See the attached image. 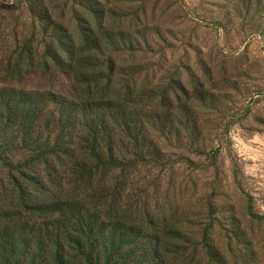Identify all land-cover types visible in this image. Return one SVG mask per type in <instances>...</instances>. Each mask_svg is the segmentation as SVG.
I'll list each match as a JSON object with an SVG mask.
<instances>
[{
  "label": "trees",
  "instance_id": "16d2710c",
  "mask_svg": "<svg viewBox=\"0 0 264 264\" xmlns=\"http://www.w3.org/2000/svg\"><path fill=\"white\" fill-rule=\"evenodd\" d=\"M20 8L27 19L0 2L12 25L0 33L7 48L0 57V141L7 142L0 145V264H262L264 216L252 197L242 204L248 212L223 229L219 219L202 229L192 221L202 205L151 201L133 177L164 159L157 135L169 141L191 125L181 112L189 100L183 82L165 86L141 75L155 56L148 25L116 18L118 7L107 0H26ZM32 76H67L69 90L3 84ZM45 100L57 106V136L34 140L26 158L7 161L6 146L19 136L33 140Z\"/></svg>",
  "mask_w": 264,
  "mask_h": 264
},
{
  "label": "rangeland",
  "instance_id": "374dc122",
  "mask_svg": "<svg viewBox=\"0 0 264 264\" xmlns=\"http://www.w3.org/2000/svg\"><path fill=\"white\" fill-rule=\"evenodd\" d=\"M63 1L48 3L55 6ZM107 1L118 7L116 18L139 19L148 25L155 56L145 63L142 77L150 73L155 83L172 87L182 81L188 89L189 100L181 112L191 123L189 129L180 126L169 141L157 135L164 159L133 177L148 188L151 201L187 203L193 211L202 205V211H195L198 218L192 219L202 229L216 219L221 221H215L217 230L223 229L233 215L247 213V204H242L249 197L256 212L264 216V0ZM0 2L15 6L27 19L20 8L26 0ZM9 23L10 16L0 13V33H11ZM5 49L0 44V57ZM2 77L0 69V83ZM68 81L67 76L55 81L32 76L3 84L17 90L65 93ZM42 105L45 110L35 120L33 140L23 143L19 136L6 146L7 161L26 158L34 140L33 146L57 136L58 125L51 116L57 106L48 100ZM14 134L10 131L8 141ZM6 143L1 139L0 145ZM30 193L35 196L39 191L30 189ZM209 201L215 211L208 208ZM214 235L221 239L220 232ZM201 238L197 236L191 244ZM241 247L245 245L235 250Z\"/></svg>",
  "mask_w": 264,
  "mask_h": 264
}]
</instances>
